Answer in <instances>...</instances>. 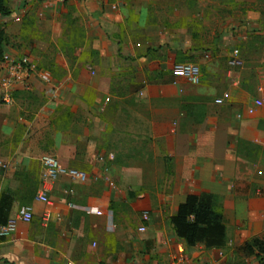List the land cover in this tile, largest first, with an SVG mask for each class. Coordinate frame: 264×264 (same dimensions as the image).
<instances>
[{
  "label": "crops",
  "instance_id": "obj_1",
  "mask_svg": "<svg viewBox=\"0 0 264 264\" xmlns=\"http://www.w3.org/2000/svg\"><path fill=\"white\" fill-rule=\"evenodd\" d=\"M229 6L240 8V0H8L11 15L0 20L17 17L30 35L11 33L4 53L35 63L54 49L57 64L38 68L12 106L0 103V161L10 163L0 173V202L12 201L0 225V264H169L179 253L191 264H232L225 250L189 247L176 236L170 218L189 195L214 196L234 246L264 233V180L240 178L248 162L240 141L264 145L263 133L223 109L236 103L229 90H240L239 72L229 62L247 40L232 32L240 14L212 29V12ZM241 18L253 22L259 13ZM60 42L66 48L55 51ZM180 56L196 60L199 83L175 70ZM186 101L205 106L202 122ZM44 156L87 180L44 182ZM23 205L33 206L31 222L18 218ZM137 209L138 228L118 221ZM151 211L169 216L171 228L165 220L151 227Z\"/></svg>",
  "mask_w": 264,
  "mask_h": 264
},
{
  "label": "rangeland",
  "instance_id": "obj_2",
  "mask_svg": "<svg viewBox=\"0 0 264 264\" xmlns=\"http://www.w3.org/2000/svg\"><path fill=\"white\" fill-rule=\"evenodd\" d=\"M249 9L250 11L259 13V18L253 22L249 21L248 19L241 18V16L245 15ZM212 14L214 19L211 26L214 31L219 27L217 21L220 17L223 16V18H231L240 14V25H238L235 29H232V32H234L236 29H240V31L235 32V34L242 33L247 35V40H242L243 42L240 43V46L237 45L236 47L240 52V58L242 62L237 67H234L235 70L239 72L240 90H229L230 94L233 93L236 95V103H233L232 105L227 103L223 106V109L224 111H227L228 116L233 119L236 118L238 113H241L242 118L237 122L253 121L252 124H254L257 129L262 131L264 140V107L258 109L253 115L245 114L246 107L250 105L257 97V86L260 83L264 84V71L262 69L264 62V0H240V8L236 6H229L228 9H225V11L214 10ZM17 19V17H14V20H9L8 23H4L0 20V30H3L5 35L7 34V39L10 38V34L12 33V35L21 36L23 41H25V39L28 41L30 32L28 29H24L22 27L23 23L21 24V20L19 21ZM233 24H230L227 28H233L231 27L234 26ZM74 31L76 32L77 36V34H79L78 28L75 27ZM73 43H77L76 38L73 39ZM60 48L64 49L66 48V45H64L63 42H60L58 47L55 46V51H58ZM232 48L233 47L231 45H228V49L231 50ZM53 50L49 51L46 56H39L40 62L38 60H34L37 68L44 69L45 66L47 67L51 64H57L56 55L52 54ZM205 56L206 55L204 54L203 57ZM223 63H225V66L228 67L227 59H224ZM240 157L248 159V162L245 165L242 164L240 166V178L249 180L253 179L255 186L258 183V178L259 180H264V172L261 174L259 172L260 170L264 171V145H258L257 143H252L246 140L240 141ZM163 203L166 204L167 201H164ZM142 212L143 211L141 209H137L135 211L132 210V212H128V210H126L124 216H118V221H120L122 224H129L138 228V226L141 224L140 216ZM150 214L152 216L151 227L154 224H162L165 220L169 228H171L168 220L169 216L166 214L164 216L160 214L155 215L152 211ZM263 236L264 233L255 238H263ZM239 239L240 236L238 237V240ZM253 239L254 238L248 240L241 246H234V244L231 243L232 240H234V235L230 240L227 236L225 245L221 249L216 250H225L226 254L233 260L232 264H264V258L258 259L255 254L248 255L247 251L243 249L245 244L252 242ZM198 245L205 247L204 244Z\"/></svg>",
  "mask_w": 264,
  "mask_h": 264
},
{
  "label": "built area",
  "instance_id": "obj_3",
  "mask_svg": "<svg viewBox=\"0 0 264 264\" xmlns=\"http://www.w3.org/2000/svg\"><path fill=\"white\" fill-rule=\"evenodd\" d=\"M60 4L66 3L68 0H54ZM206 58L209 55L205 56ZM241 58L238 49L233 50L229 64L231 67H237L240 65ZM262 69L264 71V62ZM175 70L185 77L190 83L197 84L200 81V67L194 63H181L177 64ZM38 72L37 65L28 55L16 56L10 53H4L0 60V103L6 106H12L14 104V94L22 87L25 90H31L34 86L36 73ZM43 78L46 82L52 85L54 90H58L59 86L53 83L50 73L42 72ZM257 97L253 102L247 106L246 113L253 115L258 109L264 107V84L260 83L257 88ZM241 118V115H238ZM104 158H100L103 161ZM42 163L45 167L43 173L44 182L57 180L60 176H67L71 179L78 181H86L88 176L84 172H80L74 169L65 168L60 161L52 156H44ZM10 163H4L0 161V173L8 170ZM39 201L47 202L48 198L45 193H41L38 196ZM70 207H74L73 204H69ZM18 218L23 222H31L33 218V206L23 205L18 211ZM145 221L149 220V215L145 213L143 215ZM15 230L14 225H7L2 228L3 235H8ZM141 231L145 230V227L140 228ZM223 256L222 253H220ZM169 264H191V260L183 253L174 255Z\"/></svg>",
  "mask_w": 264,
  "mask_h": 264
},
{
  "label": "trees",
  "instance_id": "obj_4",
  "mask_svg": "<svg viewBox=\"0 0 264 264\" xmlns=\"http://www.w3.org/2000/svg\"><path fill=\"white\" fill-rule=\"evenodd\" d=\"M11 11L8 0H0V17H8ZM7 42L6 35L0 30V60L3 57V45ZM192 57H178L177 63H195ZM205 106L191 104L186 101L183 108L193 115L195 122L200 123L205 117ZM202 114V115H201ZM201 117V118H200ZM11 199L2 198L0 202V225L8 223L11 209ZM176 236L183 240L187 246L194 247L204 244L207 249H221L226 242V225L223 209L216 205L214 196L210 194L189 195L178 207L177 212L170 218ZM244 250L248 255H256L258 259L264 258V236L254 238L245 244Z\"/></svg>",
  "mask_w": 264,
  "mask_h": 264
}]
</instances>
